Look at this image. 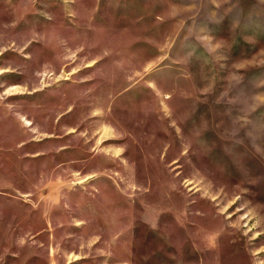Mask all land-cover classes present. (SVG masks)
Wrapping results in <instances>:
<instances>
[{
  "label": "rangeland",
  "instance_id": "1",
  "mask_svg": "<svg viewBox=\"0 0 264 264\" xmlns=\"http://www.w3.org/2000/svg\"><path fill=\"white\" fill-rule=\"evenodd\" d=\"M0 264H264V0H0Z\"/></svg>",
  "mask_w": 264,
  "mask_h": 264
}]
</instances>
